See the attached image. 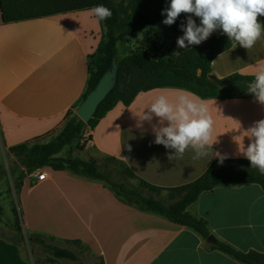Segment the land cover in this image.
Masks as SVG:
<instances>
[{
	"label": "crops",
	"instance_id": "crops-1",
	"mask_svg": "<svg viewBox=\"0 0 264 264\" xmlns=\"http://www.w3.org/2000/svg\"><path fill=\"white\" fill-rule=\"evenodd\" d=\"M258 20L264 24V18ZM103 34L102 22L88 10L5 23L0 2V131L7 151L56 136L63 129L66 115L77 109L87 89L89 55ZM260 60H264V34L251 49L234 44L219 54L212 74L219 79L236 73L253 76L251 66ZM176 89L180 88H156L141 93L128 107L118 104L94 129L84 131L86 145L77 155L98 166L113 158L139 179L165 189L201 177L219 160L214 152L226 159H246L238 143L247 147L250 141L243 132L264 119V105L255 98H210L204 100L215 122L212 149L206 157L193 159L189 148L181 158L169 161L168 153L174 150L154 143L152 125L157 118L141 122L139 115L160 90ZM53 171L43 181L26 178L19 190L27 182L32 185L23 215L25 229L60 248L75 252V245L82 247L87 253L83 264H245L214 248V242L196 230L125 203L100 180ZM188 211L206 221L216 241L243 253L264 255L260 185L218 186L202 193ZM0 264L80 263L41 261L20 241L0 235Z\"/></svg>",
	"mask_w": 264,
	"mask_h": 264
},
{
	"label": "trees",
	"instance_id": "trees-1",
	"mask_svg": "<svg viewBox=\"0 0 264 264\" xmlns=\"http://www.w3.org/2000/svg\"><path fill=\"white\" fill-rule=\"evenodd\" d=\"M0 2L5 23L85 11L99 4L111 10V18L101 21L104 27L103 37L94 54L89 55L87 89L80 103L96 87L104 73L112 68L114 61L119 63L116 86L100 103L88 123L82 121L75 110H72L66 115L63 129L52 140L25 142L9 148L10 155L19 164L18 190L28 175L37 170L46 168L55 171L68 170L102 181L117 197L140 211L162 215L170 222L190 227L204 238H208L210 231L206 221L194 217L188 211V207L195 203L202 193L222 185L258 184L264 189V175L260 174L258 169L251 168L247 159H224L222 164L218 160L195 181L177 188L165 189L139 179L124 163H120L124 167L123 174L138 180V185L129 187L124 183H113L99 170L98 165L87 162L75 154L76 151L81 152L85 148L83 134L88 127L94 129L118 104L128 107L143 92L173 87L193 92L202 99L254 98L247 92V86L253 76L233 74L224 79L226 81L224 87L218 86L210 79L213 60L234 45L226 35L216 33L207 45H191L189 48H177L176 41H155L152 29L165 18L161 12L170 0H0ZM192 18L199 25V18L194 15ZM186 19V14L181 15L169 26L170 29L175 33L182 32L180 25L186 22ZM137 33L143 34L142 44L123 58L117 59L119 44H128L129 37ZM64 151H67L66 156L61 155ZM109 160L115 161L113 158ZM162 191L170 192L169 200L160 198ZM19 225L20 221H17V226ZM212 246L245 264H259L256 261L258 258L264 262V255L255 251L243 253L220 241L212 243ZM51 250L52 258L47 262L69 259L83 264L73 251L58 246L52 247Z\"/></svg>",
	"mask_w": 264,
	"mask_h": 264
},
{
	"label": "clouds",
	"instance_id": "clouds-1",
	"mask_svg": "<svg viewBox=\"0 0 264 264\" xmlns=\"http://www.w3.org/2000/svg\"><path fill=\"white\" fill-rule=\"evenodd\" d=\"M88 11L98 22L112 16L103 4L92 6ZM181 14H186L187 19L180 25L183 35L177 38V48L200 45L219 30L229 41L248 50L264 34V24L258 20L264 16V0H170L161 12L165 16L162 23L171 26ZM193 15L199 18V25ZM251 72L254 78L247 92L264 105V60L252 65ZM153 117L157 118V123L152 125L154 143L174 150L168 153L169 161L181 158L189 148L194 152L193 159L206 157L216 141L212 136L215 122L209 102L188 90L176 89L171 93L160 90L139 115L141 122L151 123ZM243 134L250 142L247 147L243 141L242 146L237 142L240 153L251 168L264 175V119L254 122ZM214 156L221 164L227 158L218 152Z\"/></svg>",
	"mask_w": 264,
	"mask_h": 264
},
{
	"label": "rangeland",
	"instance_id": "rangeland-1",
	"mask_svg": "<svg viewBox=\"0 0 264 264\" xmlns=\"http://www.w3.org/2000/svg\"><path fill=\"white\" fill-rule=\"evenodd\" d=\"M162 21L157 24L154 29H152V35L154 36L155 41H177V38L183 35V32H173L170 27L164 25ZM214 34H216V32H213L210 37L201 44L203 46L207 45L210 38ZM129 40L130 42L128 44H119V53L117 59L123 58L132 49H136L137 47H139L143 41V34L137 33L135 35H132L129 37ZM93 54L94 53L90 55ZM54 137L55 135L50 134L45 137L39 138L37 142H47L49 140H52ZM75 154L77 155L79 154V152L76 151ZM61 155L66 156L67 151H64ZM99 167V170L102 173L106 174L109 177L110 181L113 183H124L129 187L138 185V180L129 178L125 174H123L124 167L116 161H111L109 159L101 160ZM46 170L49 173H54L52 168H48ZM19 174V164L17 160L12 155H10L9 151L6 150L0 131V235L15 241H20V243H23L26 247L31 249L39 260L48 261L52 258L51 248L54 246L56 247V244L53 243L50 239L36 234H29L26 231L23 221V215L25 213L27 192L29 191V189H31L32 185L30 182H27L22 190L19 191ZM31 175H33V173L29 174L28 177H30ZM169 195L170 192L162 191L160 194V198L169 200ZM17 221H20L19 226H17ZM18 227L22 229H19ZM79 247L80 246L75 245L73 247V250H75V253L79 255H77L79 257V260L83 262L85 261V259L87 260V253L84 252L85 250L82 247ZM256 261L259 264H264V262H261L260 258H258Z\"/></svg>",
	"mask_w": 264,
	"mask_h": 264
},
{
	"label": "water",
	"instance_id": "water-1",
	"mask_svg": "<svg viewBox=\"0 0 264 264\" xmlns=\"http://www.w3.org/2000/svg\"><path fill=\"white\" fill-rule=\"evenodd\" d=\"M118 69L119 63L114 61L112 68L104 73L96 87L77 107L75 113L85 123H88L92 119L100 103L104 101L107 95L116 86L118 81ZM210 79L220 87H224L226 85V81L224 79H219L213 74L210 75ZM207 240L209 242L216 241L212 235H210Z\"/></svg>",
	"mask_w": 264,
	"mask_h": 264
},
{
	"label": "built area",
	"instance_id": "built-area-1",
	"mask_svg": "<svg viewBox=\"0 0 264 264\" xmlns=\"http://www.w3.org/2000/svg\"><path fill=\"white\" fill-rule=\"evenodd\" d=\"M33 179H36L37 181H43L50 177V173L47 172L46 169H40L31 175Z\"/></svg>",
	"mask_w": 264,
	"mask_h": 264
}]
</instances>
